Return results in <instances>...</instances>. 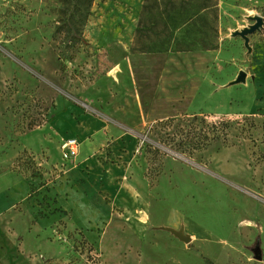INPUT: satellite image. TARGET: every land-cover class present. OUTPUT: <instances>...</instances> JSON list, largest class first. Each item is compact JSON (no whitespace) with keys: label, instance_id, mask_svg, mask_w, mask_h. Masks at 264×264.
Instances as JSON below:
<instances>
[{"label":"rangeland","instance_id":"1","mask_svg":"<svg viewBox=\"0 0 264 264\" xmlns=\"http://www.w3.org/2000/svg\"><path fill=\"white\" fill-rule=\"evenodd\" d=\"M141 4L94 0L80 27L75 0H0V264H264V0H218L216 50L136 59L144 130L71 133L80 110L100 117L90 85L116 84ZM257 16L247 44L233 35ZM114 143L136 146L123 164Z\"/></svg>","mask_w":264,"mask_h":264},{"label":"trees","instance_id":"2","mask_svg":"<svg viewBox=\"0 0 264 264\" xmlns=\"http://www.w3.org/2000/svg\"><path fill=\"white\" fill-rule=\"evenodd\" d=\"M75 1L73 14L81 27L90 16L94 0ZM217 21L218 0H143L129 52L152 55L216 50ZM79 26L75 30L78 35L82 31ZM246 121L250 128L255 127L252 119ZM231 124L234 122L221 119L207 130L225 135Z\"/></svg>","mask_w":264,"mask_h":264},{"label":"crops","instance_id":"3","mask_svg":"<svg viewBox=\"0 0 264 264\" xmlns=\"http://www.w3.org/2000/svg\"><path fill=\"white\" fill-rule=\"evenodd\" d=\"M137 1L141 4L143 0ZM140 6L141 5H139V7L136 9L137 18L140 13ZM131 40L132 37L127 45L119 50L114 66L108 69L105 76L102 77L104 80L109 79V81H115L116 84H111V82L109 83L108 81H104L101 83L103 84L102 88H100L99 85L96 86L97 83L90 85L91 89L95 88L96 90H99L98 98L94 103L90 100V102H87L89 104H86V106L94 107V105H96L97 108L95 109H97L96 111L100 117H96L91 114H85L80 110L82 125H77V127L71 132L77 137H81L84 140L91 134L101 132H107L110 134V136L122 134L127 135L133 131L144 130L147 125L152 123L148 119L149 111H145L142 103L139 90L140 84L137 79V73L135 71L134 65V62L137 58L139 59L142 57H148L150 55L131 54L129 52ZM174 54L175 53H167L166 55ZM84 99L86 98L84 97ZM76 108L77 107H75L73 104L69 106V109ZM100 118H106L110 121L105 122ZM63 135L67 136L65 132H63ZM107 147L110 148L111 153L109 160H111V162L114 161L115 164H123L126 159H129V155H132V151L136 149V146H133V143H131L129 146H117V143H114L113 146ZM101 148L102 146L97 145L88 146V149L84 152L86 157H83L82 155L79 164L72 166V168L83 167L85 169L86 166L91 165L94 161V158L96 160V157L101 155ZM71 171L72 169L70 172Z\"/></svg>","mask_w":264,"mask_h":264},{"label":"water","instance_id":"4","mask_svg":"<svg viewBox=\"0 0 264 264\" xmlns=\"http://www.w3.org/2000/svg\"><path fill=\"white\" fill-rule=\"evenodd\" d=\"M250 20L253 22V24L249 25L247 28L241 30L240 32H235L233 35L236 37H240L244 40L245 44L248 43L249 41V36L252 35L255 32H258L261 30L262 26H263V19L260 16L257 17H252L250 18ZM246 78V74L244 72H240L239 75L237 76L235 83H241L244 82ZM174 235L181 241L188 243L190 240L187 237H184L182 234L180 233H174ZM254 257L257 260L261 259V251L260 249L257 247L254 251Z\"/></svg>","mask_w":264,"mask_h":264},{"label":"built area","instance_id":"5","mask_svg":"<svg viewBox=\"0 0 264 264\" xmlns=\"http://www.w3.org/2000/svg\"><path fill=\"white\" fill-rule=\"evenodd\" d=\"M79 141L76 138H67L59 147L58 152L62 161L75 159L79 153Z\"/></svg>","mask_w":264,"mask_h":264}]
</instances>
